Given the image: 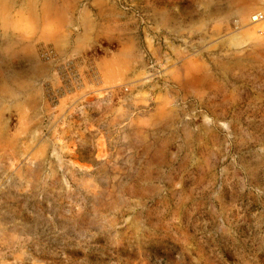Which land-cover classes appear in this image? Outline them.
<instances>
[{
    "label": "rangeland",
    "instance_id": "rangeland-1",
    "mask_svg": "<svg viewBox=\"0 0 264 264\" xmlns=\"http://www.w3.org/2000/svg\"><path fill=\"white\" fill-rule=\"evenodd\" d=\"M0 264H264V0H0Z\"/></svg>",
    "mask_w": 264,
    "mask_h": 264
},
{
    "label": "built area",
    "instance_id": "built-area-1",
    "mask_svg": "<svg viewBox=\"0 0 264 264\" xmlns=\"http://www.w3.org/2000/svg\"><path fill=\"white\" fill-rule=\"evenodd\" d=\"M255 19H256L254 20L255 22H259L260 20L263 19V16L262 15L256 16Z\"/></svg>",
    "mask_w": 264,
    "mask_h": 264
}]
</instances>
